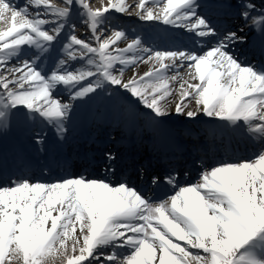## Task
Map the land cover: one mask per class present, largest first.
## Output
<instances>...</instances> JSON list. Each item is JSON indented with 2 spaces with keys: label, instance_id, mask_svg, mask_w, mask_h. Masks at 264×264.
<instances>
[{
  "label": "snow or ice",
  "instance_id": "1",
  "mask_svg": "<svg viewBox=\"0 0 264 264\" xmlns=\"http://www.w3.org/2000/svg\"><path fill=\"white\" fill-rule=\"evenodd\" d=\"M132 7L0 0V264H264V0H139L189 51L106 34ZM209 122L259 155L209 158Z\"/></svg>",
  "mask_w": 264,
  "mask_h": 264
},
{
  "label": "bare ground",
  "instance_id": "2",
  "mask_svg": "<svg viewBox=\"0 0 264 264\" xmlns=\"http://www.w3.org/2000/svg\"><path fill=\"white\" fill-rule=\"evenodd\" d=\"M24 2H25V0H19L20 4H24ZM50 2L54 3V4H58V3H60V0H50ZM87 2L89 4H91L93 9H96V8L103 9L104 7H107V3L109 2V0H87ZM109 3H116V2H115V0L114 1L111 0ZM124 3L133 6L129 10V15L127 16L128 17L127 20H129L130 22H133V23H137L138 20L136 19L135 12L138 11V9L135 8V5H137L139 3V0H124ZM146 3H148L149 6H152V0H146ZM165 3H166V0H165ZM161 7H162V5L161 6H157L155 8V11H160ZM35 10L36 9H34V8L30 9V11H33V12ZM116 16H118V15H116ZM141 23H145L146 24L147 22L139 21V24H141ZM150 23H154L155 27L158 28V30L156 29L154 31V33H153V35L151 37L154 44L152 46H150V47H154L156 50H165V49L169 48L168 49L169 51H187L186 50L187 47L190 48L189 50H196L195 49L196 47L199 48L203 44V39L201 37L197 36L195 32H193V34H194L193 35V34H190L189 32H187V30L184 29L183 30L184 34L181 35V40L182 41H192V42H194L195 40L198 39V41H199L198 43L199 44H193L192 46H190V45L185 43L186 48L183 46V48H180L182 50H180L179 49L180 45H178V44L180 42H182V41H178V36H177V34H175V38L173 40L174 42H170L168 44H165L162 41V43L159 44V46H158V42H159L158 40L161 39V37H162L161 33H162L163 29H164V27H162L163 24H160L158 22H150ZM9 26H10V22L9 23H5L4 21H0V30H7V27H9ZM79 27H81L82 29L86 28L87 30H89L83 24H81ZM101 28L104 30L103 26H101ZM136 31L138 33L147 35V32H146V30L144 29L143 26L141 28L137 29ZM105 32H106V34H111L114 31H105ZM185 33H187L188 36L187 35L185 36ZM88 35H90V30H89V32L85 31V33H82L81 36L87 37ZM155 41H156L157 45L155 44ZM119 44H120L121 47H126V44L123 41L119 42ZM192 48H194V49H192ZM165 51H167V50H165ZM27 55H29V53H25L21 57L15 58L12 62L15 63L17 59L31 58L30 55L29 56H27ZM149 67H150V65L141 64L139 66V68L133 67L130 72L126 73V75H134L136 72H139L140 74H143ZM181 74L184 75L186 79L189 78L187 76L185 70H182ZM215 126H217V125H215ZM213 129L214 128H212L211 130L206 129V134L209 135L210 137H212L210 139L212 141L208 142L207 150L209 151V149H215V150H212V151H216L217 155L221 154V153H227V149H228V146H229V143L227 141L228 139L226 137L219 136L217 133H215L213 131ZM53 214L55 215L56 213H53ZM261 244H262V242H259L257 246L260 247Z\"/></svg>",
  "mask_w": 264,
  "mask_h": 264
},
{
  "label": "rangeland",
  "instance_id": "3",
  "mask_svg": "<svg viewBox=\"0 0 264 264\" xmlns=\"http://www.w3.org/2000/svg\"><path fill=\"white\" fill-rule=\"evenodd\" d=\"M108 3H109V2H108ZM108 3H107V4H108Z\"/></svg>",
  "mask_w": 264,
  "mask_h": 264
}]
</instances>
